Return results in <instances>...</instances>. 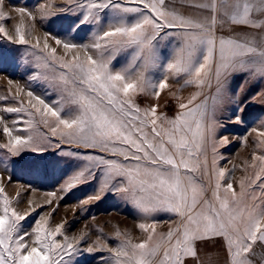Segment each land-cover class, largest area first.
<instances>
[{
	"label": "snow or ice",
	"instance_id": "1",
	"mask_svg": "<svg viewBox=\"0 0 264 264\" xmlns=\"http://www.w3.org/2000/svg\"><path fill=\"white\" fill-rule=\"evenodd\" d=\"M68 3H76L80 10L77 28L99 22L100 14L105 12H111L115 24L97 35L90 45L51 37L66 52L77 48L95 50V56L86 51L83 60L79 55L71 60L57 57V49H49L50 34H46L43 48L39 41L32 45L45 53L35 56L37 77L40 69L51 67L50 61H57L59 68L66 70L56 85L61 100L59 106L49 104L29 90V107H24L21 101L20 107L4 108L7 113H27L29 135H12V129L5 127L3 131L10 139L0 147L12 156H19L25 151L43 153L49 147L61 149L64 145H74V150L79 151L63 150L62 154L76 156L86 163L62 191H71L99 175L97 193L83 200V204L112 191L143 213L167 211L180 218L166 234H157L155 223H140L139 229L147 233L144 241L132 243L127 239L112 248L98 243L96 247L83 249L88 253L107 248L114 264H194L198 243L220 237L226 246L228 264H252L249 254L253 246L258 241L264 242V131L252 129L260 138L257 146L261 154L254 152L247 167L258 171L254 178L244 177L239 181V192L231 182L226 186L221 184L226 170L216 167L215 153L218 146L227 145L229 140L225 136L217 142L215 133L219 126L216 114L231 101L232 78L243 74L247 78L264 79V19H261L264 0H201L192 5L201 11L198 18L169 10L166 0H68ZM15 11L21 17L32 15L24 7ZM127 14L135 16L130 23L126 22ZM5 18L0 12V19ZM225 25L232 28V34L218 35V29L223 32ZM248 29L259 31L262 41L259 47ZM0 34L12 42L13 38L2 26ZM172 37L174 46L165 58L159 45ZM14 42L28 44L23 21L16 27ZM128 50L129 66L114 71L112 62L119 53ZM160 67L168 75L153 85L146 72ZM133 68L137 69L134 75L130 71ZM182 74L187 77L185 84L195 85L199 91L187 103L179 104L175 118L158 114L157 106L141 109L136 103L135 97L146 93L149 87L154 88L153 95L158 98L160 90L169 86L168 76ZM205 88L215 91L206 95ZM200 96L204 99L197 103ZM66 105L72 113L67 118L62 115ZM234 121L239 123L240 116ZM37 124L44 125L50 136L39 131ZM52 138H56L55 143ZM243 139L247 141V137ZM209 140H213L214 154L211 174L205 155ZM201 171L208 176L210 184L214 183L211 200L205 198L204 187L191 175ZM4 191L0 187L3 197L0 264H72L65 258L79 254L84 236L70 239L63 231V223L49 228L46 216L36 221L31 233H21L20 222L30 213L20 214L10 207L12 201ZM29 236L34 237L33 246L28 242ZM116 236L120 237L121 233L117 231ZM57 237H62V241Z\"/></svg>",
	"mask_w": 264,
	"mask_h": 264
},
{
	"label": "rangeland",
	"instance_id": "2",
	"mask_svg": "<svg viewBox=\"0 0 264 264\" xmlns=\"http://www.w3.org/2000/svg\"><path fill=\"white\" fill-rule=\"evenodd\" d=\"M18 7L26 8L31 12V17L28 15L21 17L15 11ZM0 12H3L6 17L0 19V26L4 27L7 35L13 38L10 42L3 34H0V117L3 118L0 120V145H4L8 143L10 137L4 133L3 129L8 127L12 129V135L26 137L29 135L27 121L30 119L26 112L7 113L3 111L4 108L20 107L21 101L24 107H29L27 104L30 99L27 96L29 90L44 98L49 104L55 103L59 106L58 102L61 100V92L56 85L60 74L66 70L59 68L57 61H50L51 67L40 69L37 77V70L34 68L35 56L45 55V53H41L32 45L39 41L40 48H43L45 36L50 34L47 41L49 49L56 48L57 57L71 60L79 55L83 60L86 51L95 56V50L77 48L66 52L62 46L56 45L51 37L55 36L80 45H90L97 35L114 25L115 20L111 12H105L100 14L99 22L80 25L77 28L80 10L76 7V3L69 5L68 0H0ZM134 18V14H127L126 22L130 23ZM21 21H23V30L28 41L26 45L14 42L16 27L21 25ZM174 39L172 37L160 42L159 48L165 58L172 52ZM130 59V50L119 53L112 62L113 70L129 66ZM163 62L166 63V59ZM130 71L134 75L137 69L133 68ZM146 75L153 85H158V82L168 74L163 67H160L150 68ZM186 78L183 74L179 77L169 75V86L160 90L158 98L153 95L154 88L149 87L146 93L135 97L136 103L141 109L157 106L158 114L173 119L180 111L179 104L187 103L189 98L199 91L195 85L185 84ZM9 80L12 83H9ZM203 91L207 95L215 89L205 88ZM229 95L231 101L225 103L216 114L219 126L215 133V141L218 142L226 136L229 143L217 147L215 159L216 167L226 170V175L221 181L222 186L231 182L239 192V181L244 177L254 178L255 172L258 171V168L253 169L247 165L251 163V155L254 152L261 154V149L257 146L260 138L257 133L252 132V129L264 131V79L247 78L243 74L236 75L230 82ZM203 99L204 96H200L197 103ZM29 110L34 112V109ZM71 114L69 106L66 105L62 115L67 118ZM236 116H240L239 123L234 121ZM35 119L39 120L38 117ZM37 127L39 131L48 133L50 136L44 125L37 124ZM244 137H247L246 142ZM52 139L55 143L56 138ZM74 149V145H64L61 149L49 147L43 153L25 151L19 156H12L6 148L0 147V187L4 188V194L12 201L10 207L15 208L20 214L30 213L26 220L20 222L21 233H31L36 221L41 216H46L49 217V228L54 229L56 225L63 223V231L70 239L84 236L79 254L65 258L70 259L72 264H114L112 254L107 251V248L94 253H88L83 249L89 246L96 247L98 243L106 244L108 248L118 247L127 239H130L132 243H140L147 236V233L139 229L140 223H155L157 234H166L170 227L176 226L180 219L176 214L167 211L143 213L131 202L112 191L106 192L99 200L83 204V200L97 193L99 175L71 191H62L66 182L86 163L76 156L62 154L63 150L79 151ZM205 155L208 171L211 174L214 155L213 140L207 142ZM203 159L202 156L201 160ZM191 175L204 187L205 198L211 200L214 183L210 184L208 176L203 175L202 171ZM50 192H54L55 195H48ZM2 199L3 197L0 196V201ZM2 206L0 203V208ZM117 231L121 233L120 237L116 236ZM27 239L30 246H33L34 237L29 236ZM62 239L57 237L58 241ZM252 257L257 264H264V242L258 241L253 246L249 259Z\"/></svg>",
	"mask_w": 264,
	"mask_h": 264
},
{
	"label": "crops",
	"instance_id": "3",
	"mask_svg": "<svg viewBox=\"0 0 264 264\" xmlns=\"http://www.w3.org/2000/svg\"><path fill=\"white\" fill-rule=\"evenodd\" d=\"M200 2L201 0H166L169 10H173L193 18H198L201 16V11L195 7H192V5L198 4ZM204 2H207V0H204ZM254 16L260 18L258 14L254 13ZM236 31L240 32V29L237 28ZM248 31L251 32L253 36H255V43L259 47L262 42L259 31L251 29H248ZM217 34L231 35L232 28L228 25H225L223 32L218 29ZM225 250V243L220 237H215L206 241H200L198 243L197 258L194 261V264H228ZM250 260L252 261V264H257L253 257L250 258Z\"/></svg>",
	"mask_w": 264,
	"mask_h": 264
}]
</instances>
